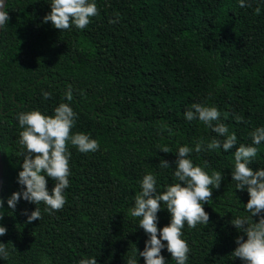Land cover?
<instances>
[{"label": "trees", "instance_id": "1", "mask_svg": "<svg viewBox=\"0 0 264 264\" xmlns=\"http://www.w3.org/2000/svg\"><path fill=\"white\" fill-rule=\"evenodd\" d=\"M95 3L99 15L86 29L73 26L61 32L43 21L50 0L6 2L10 19L0 33V225L7 234L0 242L7 244L10 256L0 258V264H78L94 256L98 264H126L149 238L137 225L139 218L129 215L143 176L156 175L157 190L164 191L177 182L179 146L219 138L198 120L187 121L184 112L193 103L217 107L221 121L236 133L237 146L252 145L250 132L264 126V0H245L251 7H241L239 0ZM117 13V22L110 23ZM68 85L71 102L64 97ZM44 91L52 93L47 100ZM61 102L78 114L72 132L96 139L99 149L81 153L69 144L66 204L50 215L41 203V219L26 223L25 212L37 206L23 198L14 210L7 204L22 187L17 117L36 109L52 115ZM233 114L243 116V122L237 123ZM161 145L172 152H162ZM256 147L254 170L264 168V142ZM234 151L190 154L194 164L207 162L209 174L217 170L224 178L204 205L209 225L183 229L191 248L188 264H244L232 256L237 236L246 235L230 221L250 215L244 208L247 190H236L231 178ZM163 159L171 167L161 168ZM47 180L51 192L55 181ZM169 222L170 213L162 207L158 227ZM161 254L167 264H176L166 247ZM137 259L145 264L143 257Z\"/></svg>", "mask_w": 264, "mask_h": 264}, {"label": "clouds", "instance_id": "2", "mask_svg": "<svg viewBox=\"0 0 264 264\" xmlns=\"http://www.w3.org/2000/svg\"><path fill=\"white\" fill-rule=\"evenodd\" d=\"M241 7H251L245 0H239ZM51 11L44 16V22L51 24L62 31L70 30L73 26L79 30L86 29L92 18L99 15L95 0H50ZM4 0H0V27H4L10 17L5 10ZM259 14L261 9H255ZM117 19H110L116 23ZM52 96L51 92L44 91L45 100ZM67 101L73 100L72 85H68L64 94ZM54 114L48 115L40 110L20 112L18 114L19 132L18 143L22 149V170L18 173V183L22 186L20 191L13 192L7 199L10 209H15L21 198L37 207L27 215L26 223L41 219L38 207L45 205L44 211L52 214L62 210L66 204L65 189L70 186L71 176L69 144L81 153L95 152L99 149V142L84 132L73 133L72 129L78 114L70 103L61 102L54 108ZM237 123L243 122L241 115L233 114ZM187 121H199L217 134L219 138H212L206 142L204 138L195 141L194 147L179 146L175 152L174 177L177 182L167 185L164 191L157 190V177L149 172L140 181V191L136 194L134 205L129 209V215L139 218L138 226L149 237L145 241L142 251L137 248L128 257L126 264H138L137 256L144 258L145 264H167L161 254L165 247L176 264H188L191 248L183 238L185 225L195 229L197 225H209L210 217L204 205L212 200V190L219 189L224 176L222 172L206 171L207 162L203 166L196 165L190 159V154L223 149L225 152L235 149L234 167L231 171L235 189L247 190L249 199L244 205L245 211L250 215L237 216L230 223L237 230L246 235L237 236V247L232 256L241 259L244 264H264V168L254 170L251 165L258 154V147L264 142V126L255 128L250 132L252 145L239 144L237 135L230 132L227 124L221 121V112L215 106L202 103H193L191 108L184 112ZM227 119V114H225ZM169 134L171 129L166 125ZM164 153L172 152L168 145L158 146ZM160 167H171L169 161L161 160ZM55 181L51 192L47 187L48 180ZM4 200L0 197V220L3 219ZM166 207L170 213V222L158 227V212ZM258 216V221L253 217ZM7 234V228L0 225V236ZM166 242V244L164 243ZM7 244L0 242V258L6 260L10 256ZM14 247V246H13ZM15 248V247H14ZM78 264H98L95 256L82 258Z\"/></svg>", "mask_w": 264, "mask_h": 264}, {"label": "water", "instance_id": "3", "mask_svg": "<svg viewBox=\"0 0 264 264\" xmlns=\"http://www.w3.org/2000/svg\"><path fill=\"white\" fill-rule=\"evenodd\" d=\"M5 5L7 0H4ZM2 27H0V33H1ZM3 177H4V172H3V161H2V155H1V151H0V192H1V188H2V184H3Z\"/></svg>", "mask_w": 264, "mask_h": 264}]
</instances>
